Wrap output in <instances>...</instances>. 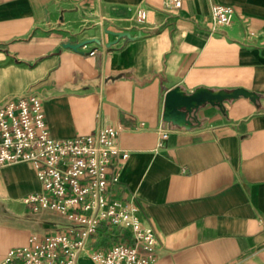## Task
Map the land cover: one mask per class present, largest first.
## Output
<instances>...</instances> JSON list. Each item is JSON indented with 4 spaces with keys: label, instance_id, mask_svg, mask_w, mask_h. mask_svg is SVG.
I'll list each match as a JSON object with an SVG mask.
<instances>
[{
    "label": "crops",
    "instance_id": "0c3cea01",
    "mask_svg": "<svg viewBox=\"0 0 264 264\" xmlns=\"http://www.w3.org/2000/svg\"><path fill=\"white\" fill-rule=\"evenodd\" d=\"M213 3L233 6L231 23L212 29ZM175 88H241L260 102L239 95L166 118ZM27 92L55 138L121 129L129 155L114 194L153 228L150 264H264V0H0V102ZM40 190L30 164L0 168V260L58 221L25 203Z\"/></svg>",
    "mask_w": 264,
    "mask_h": 264
},
{
    "label": "built area",
    "instance_id": "2783aa9c",
    "mask_svg": "<svg viewBox=\"0 0 264 264\" xmlns=\"http://www.w3.org/2000/svg\"><path fill=\"white\" fill-rule=\"evenodd\" d=\"M180 7L182 0H168ZM234 8L210 6L212 29L228 25ZM137 17H146L139 10ZM90 51L89 54H93ZM120 128L98 127L85 135L55 138L45 119L43 101L34 92L7 97L0 102V168L16 163L32 166L41 190L24 196L33 211L60 215L49 231L31 233L25 245L10 248L0 264H150L156 235L143 225L133 199L118 198L120 163L129 153L118 143ZM161 138L168 131L158 129ZM117 228L123 236L107 246L96 245L102 232Z\"/></svg>",
    "mask_w": 264,
    "mask_h": 264
},
{
    "label": "water",
    "instance_id": "95a60500",
    "mask_svg": "<svg viewBox=\"0 0 264 264\" xmlns=\"http://www.w3.org/2000/svg\"><path fill=\"white\" fill-rule=\"evenodd\" d=\"M107 33L115 35L116 38H133L130 36L128 31H111L106 30ZM88 42H99V39L93 38L90 40H85L79 43L71 44L68 43L66 46L73 49H78L85 43ZM116 40H111L106 44V47H110L114 44ZM113 77H111L112 79ZM243 95L248 98L254 104L260 102V94L255 92H249L244 89L238 88L232 91H210L204 88L195 89L192 93H183L179 88L172 89L168 91L165 95V117L170 118L171 116H185L187 112H191L196 109L199 105L204 102L216 103L221 106L225 99H233ZM185 110H181V108Z\"/></svg>",
    "mask_w": 264,
    "mask_h": 264
},
{
    "label": "trees",
    "instance_id": "16d2710c",
    "mask_svg": "<svg viewBox=\"0 0 264 264\" xmlns=\"http://www.w3.org/2000/svg\"><path fill=\"white\" fill-rule=\"evenodd\" d=\"M121 232L117 228L110 229L108 232H102L97 239L96 245L107 246L111 241L119 240Z\"/></svg>",
    "mask_w": 264,
    "mask_h": 264
},
{
    "label": "rangeland",
    "instance_id": "374dc122",
    "mask_svg": "<svg viewBox=\"0 0 264 264\" xmlns=\"http://www.w3.org/2000/svg\"><path fill=\"white\" fill-rule=\"evenodd\" d=\"M49 213V216L53 219H57L59 221H62V218L60 217L59 214L55 213V212H49V211H46ZM51 228L53 229V226H51ZM78 264H92L90 261L86 260L84 256L80 257L79 261H78Z\"/></svg>",
    "mask_w": 264,
    "mask_h": 264
}]
</instances>
